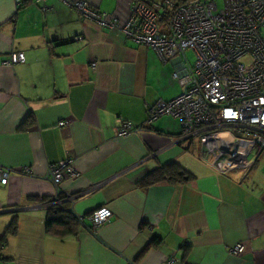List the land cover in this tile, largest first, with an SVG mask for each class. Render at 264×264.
<instances>
[{
	"label": "crops",
	"instance_id": "1",
	"mask_svg": "<svg viewBox=\"0 0 264 264\" xmlns=\"http://www.w3.org/2000/svg\"><path fill=\"white\" fill-rule=\"evenodd\" d=\"M21 1L0 0V167L32 173L0 184V237L17 218L0 264H264V151L250 171L220 175L196 141L178 140L177 119L116 134L118 119L139 126L154 104L181 92L179 58L162 61L63 0ZM86 1L119 25L130 16L132 0ZM13 51L24 61L7 66ZM65 159L79 176L58 189L76 195L67 203L79 228L60 238L45 230L56 192L47 174ZM171 162L187 177L138 184ZM100 207L111 216L92 232L88 216ZM153 236L162 243L145 250ZM238 243L244 251L231 254Z\"/></svg>",
	"mask_w": 264,
	"mask_h": 264
},
{
	"label": "built area",
	"instance_id": "2",
	"mask_svg": "<svg viewBox=\"0 0 264 264\" xmlns=\"http://www.w3.org/2000/svg\"><path fill=\"white\" fill-rule=\"evenodd\" d=\"M63 2L100 28L118 30L152 48L162 61L178 57L181 62V70L173 74L181 92L154 104L139 126L118 119V136L138 133L159 117L169 116L179 120L178 140L196 141L201 161L218 174L254 167L264 151V0H221L220 6L218 0H132L123 25L92 9L86 0ZM187 51L193 53L191 64ZM23 61L24 53L13 51L4 64ZM68 123L62 120L58 126ZM12 173L32 171L0 167V184H6ZM78 176L71 159L50 165L47 177L56 192L47 207L72 202L76 195L58 199V186ZM110 216L106 207L94 210L88 216L90 230L94 232ZM229 251L240 255L244 246L238 243ZM173 262L171 258L169 263Z\"/></svg>",
	"mask_w": 264,
	"mask_h": 264
},
{
	"label": "trees",
	"instance_id": "3",
	"mask_svg": "<svg viewBox=\"0 0 264 264\" xmlns=\"http://www.w3.org/2000/svg\"><path fill=\"white\" fill-rule=\"evenodd\" d=\"M21 1V0H20ZM23 5V2H20ZM179 121V120H178ZM23 125L21 126L22 129ZM181 133V132H180ZM186 176L183 169L175 162L168 163L159 168H156L149 174H147L138 184L143 187L153 185L160 181H167L170 183L178 182L184 179ZM64 196L59 195L58 199H63ZM49 203L54 201V198L47 200ZM79 220L70 211V207L67 202L58 205L49 206L45 219V230L49 234L56 235L60 238L69 235H76L78 233ZM17 230V218L14 216L8 224L5 232L0 237V247L5 244L8 235L15 234ZM162 243V239L159 236H153L148 242L145 250L156 247Z\"/></svg>",
	"mask_w": 264,
	"mask_h": 264
},
{
	"label": "rangeland",
	"instance_id": "4",
	"mask_svg": "<svg viewBox=\"0 0 264 264\" xmlns=\"http://www.w3.org/2000/svg\"><path fill=\"white\" fill-rule=\"evenodd\" d=\"M218 3H219V6L221 5V0H218ZM187 59H188V62L191 64L194 60V57H193V53L192 52H187ZM262 157L264 158V153L262 154Z\"/></svg>",
	"mask_w": 264,
	"mask_h": 264
}]
</instances>
